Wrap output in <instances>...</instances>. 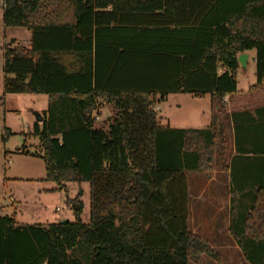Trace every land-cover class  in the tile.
<instances>
[{
	"label": "trees",
	"instance_id": "16d2710c",
	"mask_svg": "<svg viewBox=\"0 0 264 264\" xmlns=\"http://www.w3.org/2000/svg\"><path fill=\"white\" fill-rule=\"evenodd\" d=\"M0 11L31 33L29 47H4L5 94L48 97L33 127L46 181L90 186L89 224L69 197L73 223L0 217V264H222L190 229L187 174L219 168L226 137L162 127L154 100H224L250 51L264 83V0H0ZM101 104L116 110L107 130L95 128ZM230 235L264 264V186Z\"/></svg>",
	"mask_w": 264,
	"mask_h": 264
},
{
	"label": "rangeland",
	"instance_id": "374dc122",
	"mask_svg": "<svg viewBox=\"0 0 264 264\" xmlns=\"http://www.w3.org/2000/svg\"><path fill=\"white\" fill-rule=\"evenodd\" d=\"M12 41L27 48L31 43V33L24 28L6 27L3 12L0 11V217L15 216L16 221L23 225H48L64 221L73 223V212L66 204L69 197L83 201L82 221L89 224V184L66 183V193L65 190H59L57 184L46 181V163L33 127L37 122L36 115L43 117L44 111H47V96L5 94L6 77L13 76H7L3 71L4 47ZM241 72L238 74L241 85L244 78L246 83H255L256 68L253 63H250L244 77ZM256 95L264 101V86ZM106 106L101 104L99 111L93 114L98 118L94 121L96 129L107 130L113 120L109 115L115 108L110 104ZM154 109L158 112L161 126L170 125L177 129L193 128L197 121H204L203 114L209 116L210 106L207 99L184 95L170 97L168 103H162L157 108L155 104ZM190 227L209 242L220 255L222 264H248L242 252L233 246L236 244L231 236L213 235L199 230L194 222H191ZM202 262L216 264L206 255Z\"/></svg>",
	"mask_w": 264,
	"mask_h": 264
},
{
	"label": "crops",
	"instance_id": "0c3cea01",
	"mask_svg": "<svg viewBox=\"0 0 264 264\" xmlns=\"http://www.w3.org/2000/svg\"><path fill=\"white\" fill-rule=\"evenodd\" d=\"M246 54V68L239 64L237 70V91L224 100L211 95L196 98L207 99L209 116L204 113V121H197L193 128H177L211 129L222 132L226 137V157L221 159L219 168L187 174L189 226L194 222L199 230L213 235L231 236L232 220H236L239 213L249 208L251 194L264 186V112L258 114V110L264 108V101L256 95L264 83L258 85L257 77L255 83H246L244 78L241 85V78L238 76L240 71L242 70L244 77L250 63L256 68V52ZM184 95L187 94H170L161 102L156 97V108L162 103H168L170 97ZM115 114L116 110L110 111L109 116L114 118ZM162 127L172 128L170 125ZM192 232L200 236V233ZM232 241L236 244L233 246L240 250L236 240L233 238Z\"/></svg>",
	"mask_w": 264,
	"mask_h": 264
},
{
	"label": "water",
	"instance_id": "95a60500",
	"mask_svg": "<svg viewBox=\"0 0 264 264\" xmlns=\"http://www.w3.org/2000/svg\"><path fill=\"white\" fill-rule=\"evenodd\" d=\"M247 60H248V55L247 54H241L239 57H238V63L243 67V68H246V64H247ZM37 117V123H42L43 122V117L40 116L39 114L36 115ZM65 222V221H64ZM63 222V223H64Z\"/></svg>",
	"mask_w": 264,
	"mask_h": 264
},
{
	"label": "built area",
	"instance_id": "2783aa9c",
	"mask_svg": "<svg viewBox=\"0 0 264 264\" xmlns=\"http://www.w3.org/2000/svg\"><path fill=\"white\" fill-rule=\"evenodd\" d=\"M95 118V117H94ZM95 119H98L97 117Z\"/></svg>",
	"mask_w": 264,
	"mask_h": 264
}]
</instances>
